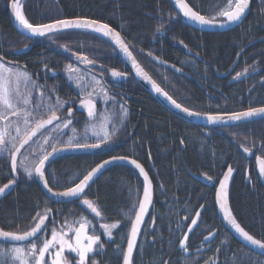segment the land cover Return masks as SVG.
Returning a JSON list of instances; mask_svg holds the SVG:
<instances>
[{"label": "trees", "instance_id": "obj_1", "mask_svg": "<svg viewBox=\"0 0 264 264\" xmlns=\"http://www.w3.org/2000/svg\"><path fill=\"white\" fill-rule=\"evenodd\" d=\"M186 1L210 19L211 5L215 1L225 2ZM10 2L0 0V58L7 63L24 65L47 95L62 101L81 100L66 76L65 69L70 64L102 80L104 76L100 74L107 73L105 78L110 83L109 71L122 68L113 46L88 31H66L39 40L25 37L10 20ZM251 8L249 17L240 27L216 34L189 27L168 0L22 1V10L34 25L79 17L104 22L120 32L131 48L134 46L186 69L185 78L166 69H158L156 76L181 106L210 115L264 107V41L253 45L240 57L232 74L240 73V80L237 78L230 83L231 78L218 79L215 73L229 72L248 44L264 38V0H253ZM161 30L167 35L166 39L160 36ZM174 42L176 46L170 44ZM27 48V52L16 54ZM185 48L202 60L188 55ZM77 55L93 63L82 64ZM129 88L131 92L121 96L123 101L116 99L125 106L128 117L122 133L112 140V147L58 158L45 171L49 186L54 191H64L109 158L135 159L151 178L154 201L132 264H264V257L244 247L225 229L214 199L219 180L228 167L237 169L229 197L232 211L249 234L264 241V186L255 165L256 157H264V121L227 129H202L174 117L144 89L131 85ZM65 111L60 114L63 118L68 115ZM86 120L82 114L72 116V122L82 124ZM245 147L254 152L253 159L241 153V148ZM10 166V158H0V187L13 180ZM18 174L13 192L0 202V229L16 233L29 231L38 222L37 216L51 209L47 229L39 236V242L41 238L51 237L53 227L58 232H67L70 225L78 227L84 217L91 221L95 234L101 235L104 244L102 253L90 255L89 264L93 260L96 264H123L131 220L135 218L144 187L136 170L114 166L87 190L84 198L101 211V222L88 215L78 203L50 201L34 177L29 178L21 170ZM193 174L209 184L197 181ZM206 177H212V181ZM193 219L197 220L194 227ZM117 221L119 227L112 230L109 239L100 224ZM88 232L93 234L92 228ZM185 235L186 253L179 245ZM21 245H30V242ZM12 246L0 241V247Z\"/></svg>", "mask_w": 264, "mask_h": 264}, {"label": "snow or ice", "instance_id": "obj_2", "mask_svg": "<svg viewBox=\"0 0 264 264\" xmlns=\"http://www.w3.org/2000/svg\"><path fill=\"white\" fill-rule=\"evenodd\" d=\"M176 8L182 13L184 19L190 20L193 24L201 27H223L225 24H233L241 21L246 10L249 7L250 0H227V7L219 11L218 16L222 20L217 23L214 19L206 18L199 11L193 10L192 7L186 2V0H174ZM10 8L15 20L19 25L32 36H45L48 33H53L61 30L75 29V30H90L92 32L101 34L103 37L110 38L116 46L119 47L120 55L131 61V65L136 69V74L142 76L146 81L151 83L153 89L164 95V97L177 109H180L188 116L199 117L201 114L198 112L190 111L188 108H182L171 96L156 84L151 79L147 72H145L137 60L129 51L128 45L121 38L120 32L112 29L107 23H101L97 20L76 18V19H60L53 23L34 25L26 18L20 0H11ZM163 28V24L160 25ZM183 43V42H181ZM27 47V46H25ZM184 47H187L186 45ZM151 55V53H149ZM77 59L81 63L92 64L93 61L88 60L87 57L77 55ZM66 71L69 73L68 79L72 80L76 75L77 87L82 94L86 93L87 98L80 100V107L87 110V115L90 118L98 119L101 122L94 127H99L103 134L100 132H94L93 136L97 142L88 143L87 136L82 138L83 142L75 139V136H70L67 141L63 140V136L66 135L62 128H70L72 125L73 109L67 108V118H62L57 115V112L64 107V103L59 99L55 103L44 104L45 98L44 91L40 90L41 85L32 78L26 68L21 69L18 65L5 64L0 62V155L6 154L10 157L11 171L13 173L22 169L23 172L31 178L33 175L39 177L43 183V187L47 189L53 196H60L64 198H80L82 195H86L85 189L93 181L94 177L109 163L116 161H128L139 170V173L144 177L143 198L139 201V207L135 211V218L131 220L130 234L127 238V249L123 253V264H132L131 257L133 255L134 248L136 247L137 237L140 234V225L143 223V217L148 212V206L152 203L151 196V184L149 181L148 173L145 169L137 163L135 159L128 160L126 156H114L111 160H105L102 164H98L92 168L87 174L83 175L82 179H79L78 183H75L74 187H67L65 191H53L49 187V181L45 178L46 162L50 161L56 153L62 150L72 151H91L101 147V145L107 146V142L112 139V134L104 130L107 127V117H98L95 105L97 103L94 98V94L108 97L107 90L101 84L95 76H91L87 83H82L85 80L84 75L79 74V70L73 68L70 64L67 66ZM237 78H240L241 74L237 73ZM111 76L117 80H122L126 77L125 73L118 72L116 70L111 71ZM91 88L92 91H88ZM98 89V91H97ZM38 91L40 102L33 103V91ZM50 99V98H49ZM115 104L114 97H108L104 103L109 102ZM121 122L127 117V109L123 106L120 107ZM35 113V114H34ZM46 119L42 118L43 115L49 114ZM264 118V107L249 108L247 111L235 112L228 114V121H240L251 119L254 117ZM206 119L209 123L224 124L226 121L221 115H207ZM55 122V123H54ZM34 124V127L32 126ZM47 126H51L56 130V135L51 137V140L58 144H65V148H58L55 144H51V141L45 138V143L50 144L51 151L44 150L42 158L38 160H30L25 156L22 159L19 158L21 149L26 145H30L32 137H35L41 129L47 130ZM75 133L76 129L71 128ZM43 135V133H41ZM35 143L34 141H32ZM245 153L251 154V149L245 147ZM258 164V171L261 177H264V157H256ZM234 169L229 166L227 172L224 173L223 179L219 180V190L217 192V202L220 205L221 212L224 213V220L230 225V227L237 233L244 241L250 243L254 247L264 249V241L254 238L246 231L236 218L232 215L231 209L228 206V192L227 182L230 179ZM209 181H212V177H206ZM15 183V179L9 180L7 184L0 187V195L5 193L11 185ZM82 204L85 205L96 217H101V211L93 205L89 199H83ZM51 209H48L44 215H38L39 222L35 223V226L29 231H24L22 234H18L12 231H5L0 229V238L5 241L17 242V241H31L27 247L13 246L11 248L0 247V264H89L90 255H95L98 251L103 252L104 244L101 241V235L95 234V228L92 227L90 220L82 217L80 219L78 227L69 226V231L58 232L55 227L51 229V238L43 239L42 246H38L37 240H39V233L45 232L47 225L45 220L48 218V213ZM199 216V213H197ZM55 223V221H53ZM192 225H197V220L191 221ZM119 227V221L114 223H104L100 225L103 229V234L107 235L111 239L113 229ZM92 228V233L89 234L88 229ZM193 231V229H189ZM69 232L74 235H69ZM184 239L179 240L180 248L187 252V247ZM119 249V245H117ZM67 253V255H65ZM46 254L47 257L46 258ZM74 254V255H73ZM72 259H69V257ZM91 264H96L93 260Z\"/></svg>", "mask_w": 264, "mask_h": 264}, {"label": "water", "instance_id": "obj_3", "mask_svg": "<svg viewBox=\"0 0 264 264\" xmlns=\"http://www.w3.org/2000/svg\"><path fill=\"white\" fill-rule=\"evenodd\" d=\"M168 2H170L172 4V6L175 8L176 12H178L181 16H182V13L179 12V9L176 8L175 6V3H174V0H168ZM187 2V1H186ZM20 3H22V0H20ZM188 3V2H187ZM189 4V3H188ZM189 6L191 7V5L189 4ZM252 0H250V3H249V7L248 9L246 10L244 16L242 17L241 21L237 22V23H233V24H225L223 27H220V26H214V27H201L199 25H196V24H193L190 20H187V19H184L186 24L191 27L192 29H195L199 32H205V33H226V32H229V31H232L233 29H236L237 27H239L240 25H242L244 23V21L247 19V17L249 16V14L251 13V10H252ZM10 11V15H11V20H12V23H13V26L16 30H18V32L22 35H24L25 37L27 38H31V39H44L46 37H49V36H52V35H55L57 33H60V32H66V31H73L75 29H67V30H61V31H57V32H53V33H48L46 34L45 36H32L30 35L29 33H27L20 25L19 23L15 20V17L14 15L12 14V11H11V8L9 7L8 9ZM194 10V9H193ZM183 17V16H182ZM222 20V19H221ZM221 20H217L215 22L219 23ZM102 23V22H101ZM112 28V26H111ZM113 29V28H112ZM115 30V29H114ZM86 31H90V30H86ZM116 31V30H115ZM92 32V31H91ZM95 33V32H93ZM98 34V33H96ZM100 35V37L104 38L105 40H107L111 46H113V48L117 51V53L119 54V57L122 59V62L123 64L125 65L124 67H126V69L128 70L129 74L131 75V77H133L140 85L143 89H145L150 95L151 97H153L159 104L162 105V107H164L166 110H168L171 114L174 115V117H177L189 124H192L194 126H198V127H202V128H205V129H224V128H231V127H237V126H241V125H246V124H250V123H253V122H259V121H264V118H261L259 116L257 117H254V118H251V119H246V120H240V121H228V114H220L221 116L224 117V120L226 121V123L224 124H213V123H209L206 119V115L205 114H201L199 117H196V116H188L186 113H184L183 111H181L180 109H177L175 108L165 97L164 95L162 94H159L157 93L151 83H149L148 81H146L142 76H138L136 74V69H134L131 65V61L130 60H126L125 57H123L122 55H120V50H119V47L116 46L114 44L113 41L110 40V38L108 37H103L101 34H98ZM121 35V34H120ZM121 38L123 39V41L126 43V41L124 40L123 36H121ZM264 41V39H258L256 41H253L251 42L250 44H248L241 52L240 54L238 55L237 57V60L235 62V64L233 65V67L229 70V72L225 73V74H220L218 75L220 78L222 77H229V75L232 73V71L235 69V67L237 66V64L239 63V60H240V57L243 55V53L249 49L250 47H252L253 45L257 44L258 42H262ZM127 44V43H126ZM128 45V44H127ZM129 47V46H128ZM28 50H19L16 52V54H22V53H25L27 52ZM129 51H131L130 47H129ZM186 53L189 54V55H193L190 50H188L186 48ZM132 52V51H131ZM133 54V53H132ZM134 56V55H133ZM135 57V56H134ZM198 59H200L198 56H196ZM136 59V58H135ZM137 60V59H136ZM154 61L159 64V65H163L165 66L166 68L172 70L174 73L179 74V75H182L184 74L183 73V70L180 69L179 67L175 66V65H172V64H169V63H165V61L163 60H160L158 58H154ZM138 62V60H137ZM138 64L140 65V63L138 62ZM144 71L145 69L140 66ZM146 72V71H145ZM149 75V74H148ZM110 76H111V73H110ZM128 74H126V77L122 80H125L127 78ZM112 77V76H111ZM151 77V76H150ZM113 78V77H112ZM114 80L116 81H122V80H117L115 78H113ZM151 79L154 81V79L151 77ZM157 84V83H156ZM158 85V84H157ZM160 87V86H159ZM161 88V87H160ZM162 89V88H161ZM162 91L164 92V90L162 89ZM95 108L97 109V104L95 105ZM184 108V107H182ZM77 111L79 112H82L84 114H86L87 116V119L89 121H92V120H95L94 118H90L88 117L87 115V110L86 109H83L80 107V103L78 104L77 106ZM97 111V110H96ZM55 123V122H54ZM51 128V126H47V130ZM45 129H41L40 132L37 133V135L35 137H32V141H35L39 136H41V133H44L45 131H47ZM30 141V144H32L33 142ZM29 145H26L24 148L21 149V153L20 155H22V153L25 151V149L28 147ZM102 148V145L100 148L98 149H95V150H91V151H79V150H76V151H72V150H62L58 153H56L53 157L50 158V161L46 162V169L51 165L53 164L58 158L62 157V156H65L66 155H81V154H91L93 152H97L98 150H100ZM244 148H241V152L242 154L247 158V159H251L253 158V154L254 152L251 151V154L249 153H245ZM19 155V158L21 157ZM112 158H109L108 160H111ZM128 160H132V159H129ZM104 162V161H103ZM102 162V163H103ZM100 163V164H102ZM138 163V162H137ZM140 164V163H139ZM11 165V163H10ZM98 165V164H97ZM141 165V164H140ZM257 165V171H258V164H257V160H256V164ZM114 166H128V167H131L133 168L134 170L137 171V173L139 174L140 178L142 179V181L144 182V177L143 175H141L139 173V170L137 168H135L134 165L130 164L128 161H116L114 163H109L107 166H105L93 179V181L90 182L89 186L85 189V193L87 192V190L93 185V183H95L103 174L104 172H107L109 169H111L112 167ZM142 166V165H141ZM11 167V166H10ZM143 167V166H142ZM144 168V167H143ZM145 169V168H144ZM147 172V171H146ZM227 172V171H226ZM225 172V173H226ZM258 174H259V171H258ZM12 175H13V179H15V183L13 185H11L8 189L5 190V193L0 195V202L3 200V198L5 199L6 197H8L14 190V188L16 187V184H17V181L19 180V174H18V171L13 173L12 172ZM237 175V170H234L230 179L228 180L227 182V192H228V206L229 208L231 209V212H232V215L235 217L233 211H232V208H231V204H230V192H231V187H232V184L234 182V178L235 176ZM149 177V181H150V184H151V196H152V201H154V186H153V183L151 181V178L150 176L148 175ZM262 183H263V186H264V177H261L259 175ZM46 178V176H45ZM34 179L36 180V182L39 184L41 190L43 191V193L45 194V197H47L50 201L54 202V203H58V204H68L70 202H74V201H79V204L83 209L84 211L90 215L92 218H94L95 220H98V221H102L103 220V216L101 215L102 218L100 217H96L94 213L91 212L90 209H88L85 205L82 204V201L84 198L85 195H82L80 198H64V197H60V196H53L51 193H49L47 191V189H45L43 187V183L42 181H40L39 177H37L36 175L34 176ZM194 179H196L197 181L201 182L202 184H205V185H208L209 183L202 179V178H199V177H194ZM223 179V177H222ZM216 195L214 197L215 199V209L217 211V214L223 224V226L227 229V231L236 239L238 240L239 243H241L244 247L248 248L249 250L255 252L256 254L258 255H261L264 257V249H260L258 247H254L252 246L250 243L244 241L237 233H235V231L230 227V225L227 223V221L224 220V213L221 212L220 210V205L219 203L217 202V192L219 190V184L218 186L216 187ZM55 192V191H54ZM143 192V191H142ZM143 198V194H142V197L141 199ZM92 202V201H91ZM93 203V202H92ZM94 205V203H93ZM95 207H97L96 205H94ZM152 206H153V202L148 206V212L144 215L143 217V223L140 225V228H141V231H140V234L138 235L137 237V242H136V247L134 248V251H133V254L135 253L138 245H139V242H140V238H141V233H143V229L146 225V222L149 218V215H150V212H151V209H152ZM139 207V206H138ZM99 210V209H98ZM236 218V217H235ZM237 220V218H236ZM47 221H48V218L45 220V224L47 225ZM39 222V221H38ZM238 222V220H237ZM239 223V222H238ZM101 225V224H100ZM43 233V232H42ZM42 233H39L38 236H40ZM18 234H22V233H18ZM130 234V233H129ZM251 235V234H250ZM0 241L2 242H6L8 244H11V245H20V244H25V243H29L31 241H17V242H11V241H5L3 240L2 238H0ZM127 245V244H126ZM126 249H127V246H126ZM133 259V255L131 257V260Z\"/></svg>", "mask_w": 264, "mask_h": 264}, {"label": "rangeland", "instance_id": "obj_4", "mask_svg": "<svg viewBox=\"0 0 264 264\" xmlns=\"http://www.w3.org/2000/svg\"><path fill=\"white\" fill-rule=\"evenodd\" d=\"M213 4L216 5V7H213L212 8L213 9V13L210 15L211 16V19H214V20L221 19V17L218 16V13L223 8L227 7V0H225V2H223L222 4L220 2H218V1H215ZM9 7H10V5H9ZM0 62L5 63L1 59H0ZM5 64H9V63H5ZM73 68L79 70V73L77 75H79V74L84 75L85 80L82 83H87L91 76H95L97 78V80H99L101 82V84L104 86L103 82L101 81V77L96 76V75H94L92 73L91 74L90 73H86V72L80 70V68L77 67V66L76 67H73ZM66 76L68 78V76H69V73L68 72H67ZM69 82L71 83V85L73 87L76 88L75 90H77L78 94L80 95V99L81 98L82 99H86L87 98L86 93L82 94L80 92V89L77 87V82L78 81L76 80V75H74L73 76V79L72 80H69ZM40 90H42V89H40ZM88 91H92V89L89 88ZM97 91H98V89H97ZM107 94H108V97H112L109 91H107ZM108 97L94 94V98L96 99L97 103L99 104V109H98V112H97V116L98 117H107V121H106L107 127L104 130H106L110 134H112V139L107 142V146H105V145L102 144V146L104 147V149L105 148L109 149V148L112 147V145H113V141L112 140L116 136H118L120 133H122V129L124 128V125H125V122H126V118L128 117V112H127V117L124 118L123 121L121 122L120 116L122 115V113L120 112V107L123 106V105L120 102H118L116 99H115V104H113L111 101L109 103L105 104L104 101ZM57 99H59V98L53 97V96H50V95H47L45 93V98L43 100V103L45 105L48 104V103H53L54 104ZM59 100L64 103V107L57 112V115H59V116H61L63 118L62 112L65 111V108H68L71 105V103H68L66 101H62L61 99H59ZM37 102H40V97H39L38 91H35L34 90L33 91V103L35 104ZM60 114H62V115H60ZM66 114H68V113L66 112ZM48 115H50V113L47 114V115H43L42 118L46 119L48 117ZM64 116H65L64 118H67L68 115H64ZM100 122L101 121L98 120V119H95V120H92V121H88V119H87L82 124L79 123V122H77V121L76 122L73 121L70 128H62V131H64L66 133V135L63 136V140L67 141V139L70 136H75V139L80 140L81 142H83L82 138H84L85 136H87V138H88L87 139V142L88 143H95L97 141L94 138L93 133L94 132H100L101 134H103V133H102V131H101V129L99 127H94L93 125H98ZM0 123H2V122H0ZM32 126L34 127V124ZM71 128H75L76 129V132L73 133L72 130H71ZM56 134H57L56 133V130L51 127L47 132L43 133V135L40 136V138H38L35 141V143L31 147V149L23 157L27 156V157H29L30 160L35 161V160H38V159L42 158L45 149L47 151H51V146H50V144H46L45 143V138H47L48 140H50L51 141V144H55V146L58 147V148H60V147H66L65 144H58L55 141L51 140V137L53 135H56ZM0 158H2V159H9L10 157H8L6 154H4V155H0ZM19 170H21L23 172L22 169H19ZM34 176L35 175H33L32 177H34ZM194 226L195 225H193L192 227H194ZM50 238L51 237H49L47 239H50ZM41 239L43 240L44 238H41ZM42 240L39 241V242H37L38 243V246H42ZM14 246H17V245H14ZM18 246H20V247H27L29 245L22 246L20 244ZM65 255H67V253H65ZM46 258H48L47 257V254H46ZM69 259H72V257L70 256Z\"/></svg>", "mask_w": 264, "mask_h": 264}, {"label": "flooded vegetation", "instance_id": "obj_5", "mask_svg": "<svg viewBox=\"0 0 264 264\" xmlns=\"http://www.w3.org/2000/svg\"><path fill=\"white\" fill-rule=\"evenodd\" d=\"M250 15V14H249ZM163 17V16H162ZM249 17V16H248ZM247 17V18H248ZM80 18V17H79ZM85 19H87V18H85ZM222 19V18H221ZM221 19H218V20H221ZM246 21V20H245ZM244 21V22H245ZM100 22V21H99ZM241 26V25H240ZM239 26V27H240ZM238 28V27H237ZM76 31H84V32H87L86 30H76ZM230 32V31H229ZM121 34V33H120ZM155 34V33H154ZM160 36L162 37V38H164V39H166L167 38V35L164 33V31H160ZM218 34H222V33H218ZM121 36H123L122 34H121ZM124 38V37H123ZM126 43L128 44V46H129V43L126 41ZM170 44H172L173 46H176L177 45V43H170ZM178 44H180L181 45V43H178ZM130 47V49L132 50V52H133V55L135 56V58L138 60V62L140 63V66H142L144 69H145V71L149 74V76H151L153 79H154V81L158 84V86H160L163 90H164V92H166L169 96L171 95L170 93H169V91H168V89L166 88V86H164L165 84H163V83H161V81H159L158 79H157V76H156V72L157 71H159L158 69H161V70H163V69H166V70H168V71H171L172 73H174L172 70H170V69H168V68H166L165 66H163V65H159V64H157L155 61H154V58H158L156 55H149V53H147V52H142L141 50H138V49H136V48H134V46L131 48V46H129ZM114 49V48H113ZM115 50V49H114ZM116 51V50H115ZM117 52V51H116ZM187 52V51H186ZM118 54V53H117ZM119 55V54H118ZM189 55V54H188ZM190 56H194V57H196L197 55H195V54H193V55H190ZM119 57V56H118ZM199 57V56H198ZM197 58V57H196ZM1 59V58H0ZM121 59V58H120ZM158 59H160V60H163V59H161V58H158ZM198 59V58H197ZM2 60V59H1ZM199 60V59H198ZM3 61V60H2ZM163 61H165V60H163ZM4 62V61H3ZM121 62H122V59H121ZM167 62V61H166ZM165 62V63H166ZM5 63H7V62H5ZM9 63V62H8ZM167 63H169V62H167ZM9 64H12V63H9ZM83 64V63H82ZM169 64H171V63H169ZM172 65H174V64H172ZM238 65V64H237ZM125 65L123 64V62H122V68H118V69H116V71H118V72H121V73H125V74H128V76H127V78L125 79V80H122V81H116V80H114L111 76H110V73H111V71H109V79L110 80H112V82L110 83V82H108V80H107V78H105V77H107V73H106V75H101L100 74V76H104L103 78V80L101 79V81L103 82V84H104V87H105V89L107 90V91H109V92H111V95H112V97H114V99H119V100H121V101H123L122 100V95L121 94H123L124 92V89L123 88H121V87H124V88H128L131 84L132 85H134V87H140L141 89H143L142 87H141V85L133 78V77H131V75L129 74V72H128V70L126 69V67H124ZM176 66V65H175ZM74 67H76V65L74 66ZM78 67V66H77ZM158 67V68H157ZM178 67V66H177ZM237 67V66H236ZM180 69H182L181 67H179ZM236 69V68H235ZM235 69L233 70V71H235ZM81 70V69H80ZM183 70V69H182ZM233 71H232V73L229 75V77H222V78H220L218 75H220L219 73H217V72H215L216 73V75H217V77H218V79H229V78H231V81H229L230 83H233V82H235L236 81V79H237V75L236 76H233L232 74H233ZM225 73H227V72H225ZM225 73H221V74H225ZM175 75H176V73H174ZM177 75H179V74H177ZM240 78H242V76H240ZM240 78H238L239 80H240ZM105 80V81H104ZM135 82V84H133V81ZM106 81H107V83H106ZM114 81V82H113ZM119 83H121V84H123V85H120ZM120 91H118V90ZM145 90V89H144ZM121 93V94H120ZM172 97V96H171ZM82 99V98H81ZM172 99H174L177 103H179V101L178 100H176L174 97H172ZM66 102H68V103H71V105L69 106V107H71L72 109H73V115H75V114H82V115H84L85 117H86V115L84 114V113H82V112H79V111H77V106H78V104H79V100H74V101H72V102H69V101H66ZM161 105V104H160ZM181 105V104H180ZM97 107H98V109H99V104L97 103ZM125 107V106H124ZM161 107H162V105H161ZM183 107V106H182ZM185 108V107H184ZM97 109V110H98ZM65 110H67V108H65ZM67 112V111H66ZM201 114V113H200ZM231 114V113H230ZM72 115V116H73ZM214 130V129H213ZM215 130H218V129H215ZM251 159H253V158H251ZM259 175V174H258ZM260 178V177H259ZM260 181H261V179H260ZM262 182V181H261Z\"/></svg>", "mask_w": 264, "mask_h": 264}, {"label": "bare ground", "instance_id": "obj_6", "mask_svg": "<svg viewBox=\"0 0 264 264\" xmlns=\"http://www.w3.org/2000/svg\"><path fill=\"white\" fill-rule=\"evenodd\" d=\"M212 6V8L213 7H216V5H214V4H212L211 5ZM10 12V11H9ZM10 18H11V15H10ZM11 20V19H10ZM12 21V20H11ZM104 23V22H103ZM111 27V26H110ZM60 33H62V32H60ZM60 33H57V34H60ZM216 34H218V33H216ZM261 39H264V38H261ZM132 51V50H131ZM133 53V52H132ZM200 58V57H199ZM199 60H202L201 58L199 59ZM11 65H18L21 69H24L25 68V66L24 65H21V64H19V63H14V64H11ZM233 67V66H232ZM236 68V67H235ZM183 73L184 74H182V75H178V76H180V77H183V78H185V77H187L188 76V74H187V71H186V69H183ZM134 85H132L131 84V87H133ZM121 88H123L124 89V93L123 94H121V95H126V93H128V92H131V89L132 88H124V87H121ZM135 88V87H134ZM133 88V89H134ZM118 90V89H117ZM119 91V90H118ZM120 92V91H119ZM145 92L146 93H148L146 90H145ZM110 94H111V92H110ZM149 94V93H148ZM150 95V94H149ZM112 96V95H111ZM168 111V110H167ZM169 112V111H168ZM173 115V114H172ZM198 127V126H197ZM201 127V126H200ZM199 127V128H200ZM202 128V127H201ZM202 129H205V128H202ZM234 170H237V169H234ZM227 171V170H226ZM247 172H249V171H247ZM193 177H198L197 175H194L193 174ZM222 177H224V175L222 176ZM200 178V177H199ZM222 179V178H221ZM50 187V186H49ZM53 190V189H52ZM54 191V190H53ZM65 191V190H64ZM62 192V191H61ZM141 200V199H140ZM91 201V200H90ZM70 203H78L79 204V201H74V202H70ZM80 206V205H79ZM81 207V206H80ZM82 208V207H81ZM83 209V208H82ZM84 210V209H83ZM151 213V212H150ZM103 216V215H102ZM150 216V215H149ZM236 217V216H235ZM149 219V218H148ZM99 222H101V221H99ZM102 224V223H101ZM241 225V224H240ZM242 226V225H241ZM243 227V226H242ZM244 228V227H243ZM226 229V228H225ZM253 252V251H252ZM255 253V252H254ZM261 256V255H260ZM263 257V256H262Z\"/></svg>", "mask_w": 264, "mask_h": 264}]
</instances>
